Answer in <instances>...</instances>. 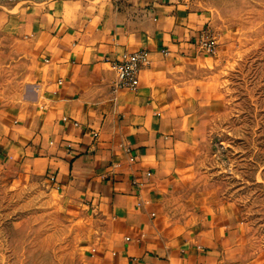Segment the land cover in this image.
I'll return each mask as SVG.
<instances>
[{"label": "crops", "instance_id": "obj_1", "mask_svg": "<svg viewBox=\"0 0 264 264\" xmlns=\"http://www.w3.org/2000/svg\"><path fill=\"white\" fill-rule=\"evenodd\" d=\"M209 20L183 0L0 8V29L30 46L22 96L0 99V166L104 219L80 264H245L235 205L176 213L210 106ZM141 47L140 84L117 87L113 61Z\"/></svg>", "mask_w": 264, "mask_h": 264}, {"label": "rangeland", "instance_id": "obj_2", "mask_svg": "<svg viewBox=\"0 0 264 264\" xmlns=\"http://www.w3.org/2000/svg\"><path fill=\"white\" fill-rule=\"evenodd\" d=\"M48 0H0L15 10ZM207 12L218 48L205 80L210 106L176 213L235 205L245 264H264V0H183ZM206 28V29H207ZM30 46L0 29V99L17 101ZM105 221L69 212L42 174L19 177L0 166V264H80Z\"/></svg>", "mask_w": 264, "mask_h": 264}, {"label": "built area", "instance_id": "obj_3", "mask_svg": "<svg viewBox=\"0 0 264 264\" xmlns=\"http://www.w3.org/2000/svg\"><path fill=\"white\" fill-rule=\"evenodd\" d=\"M198 44L204 52L214 53L218 40L207 28L200 34ZM149 57V50L141 47L134 51L125 52L119 60L113 61L112 67L117 72L116 86L136 89L140 84L141 70L148 63Z\"/></svg>", "mask_w": 264, "mask_h": 264}]
</instances>
